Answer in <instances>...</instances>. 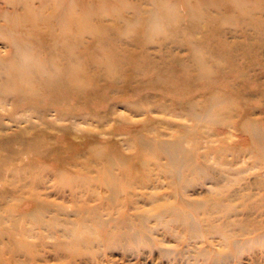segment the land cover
<instances>
[{"label":"rangeland","instance_id":"rangeland-1","mask_svg":"<svg viewBox=\"0 0 264 264\" xmlns=\"http://www.w3.org/2000/svg\"><path fill=\"white\" fill-rule=\"evenodd\" d=\"M27 9L37 37L0 36V264H264V0H0V32ZM70 10L82 53L48 57Z\"/></svg>","mask_w":264,"mask_h":264},{"label":"bare ground","instance_id":"bare-ground-1","mask_svg":"<svg viewBox=\"0 0 264 264\" xmlns=\"http://www.w3.org/2000/svg\"><path fill=\"white\" fill-rule=\"evenodd\" d=\"M7 1L10 3H14V2L16 3V1H18V3L22 4L23 6L27 4V0H7ZM25 16H26V18H18V19L15 18V20L7 19L6 20L7 25H8V23H9V25L7 26V29L5 31L0 32V36L9 39L10 42L15 44V45H17V44L19 45L21 43L23 45L31 43L35 39V37H37V33L34 34L35 31H33L34 18H33L32 11L30 9H27V13L25 14ZM63 16H65L64 19L69 20L72 23L75 22L77 27L76 28H70V27L65 28L62 36L55 43V49L46 52V55L48 57H60L62 59H64V58L70 59L72 57H76L78 55V53L79 54L82 53L81 47L77 46L76 45L77 43H74L72 41L71 37L67 36V34L71 33L74 29H76L77 32L81 31L80 29L86 30L85 26L87 25V18L89 20L90 17L84 15L83 17L80 18L77 15H75V13L72 10L65 12ZM27 26H29L28 29L26 28ZM149 28H153L156 31H159L160 30L159 28H161V27L151 26ZM259 42H260V40H259ZM96 44H97V46H95V49H94V53H95L94 55L95 56H97L98 58L110 56L109 51H112L113 49H110V46H106V48H105L104 46L106 45V43L103 41V39H99ZM132 45H133V47L129 49V43H127L129 52H135V56H138V57L143 55L142 48L144 45H142V44H132ZM257 46L258 45H249V47H251V48H258ZM239 47L240 46L237 45L235 47V51H237V49ZM40 52L38 51V54ZM35 56H36L35 53L28 52L27 56L24 55L23 58H25V57L31 58V57H35ZM166 57L177 58V56H171V55H167ZM23 68H24V70H23L24 71V77L26 78V74L28 73V69H29V64H28L27 60H25V62L23 63ZM214 115H215V112L212 111L211 108H209L207 110V112L205 113V116L208 119H211ZM255 136L257 139H260L261 135L258 132V130H256ZM139 145L141 147H143V149L151 148L153 150V148L150 147L148 145V143L146 141H144V139H141L139 141ZM159 147H161L162 151H167V155L170 156L171 160L173 159L176 161L178 150H179V143L178 142H176V141L174 143L161 142L159 144ZM183 154H186V153L184 152ZM96 155H97V153H96ZM182 157H183V155H182ZM183 165H184V163L182 161L180 163L179 167L182 168Z\"/></svg>","mask_w":264,"mask_h":264}]
</instances>
